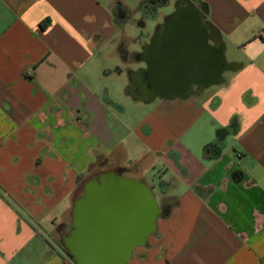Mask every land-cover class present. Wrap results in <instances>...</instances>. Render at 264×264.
<instances>
[{"label":"crops","instance_id":"obj_1","mask_svg":"<svg viewBox=\"0 0 264 264\" xmlns=\"http://www.w3.org/2000/svg\"><path fill=\"white\" fill-rule=\"evenodd\" d=\"M190 1L229 68L165 96L143 0H0V264H74L60 226L113 168L163 207L125 264H264V0Z\"/></svg>","mask_w":264,"mask_h":264},{"label":"water","instance_id":"obj_2","mask_svg":"<svg viewBox=\"0 0 264 264\" xmlns=\"http://www.w3.org/2000/svg\"><path fill=\"white\" fill-rule=\"evenodd\" d=\"M184 3L176 7L164 25L170 28L167 39L156 44L157 33L146 47L152 50L149 56L155 60L150 79L144 82L146 91L166 92L165 96H169L174 91H164L169 83L189 84L200 68L205 71L203 83L215 81L214 63L222 69L229 68L219 47L212 53L207 46L210 36L206 31L200 37L194 32L191 16L196 15L199 23L202 18L195 4L190 0ZM183 11L188 16H182ZM162 211L144 180L125 176L121 168L94 173L81 183L68 224L60 226L62 247L74 264H125L133 249L144 245L147 236L155 231Z\"/></svg>","mask_w":264,"mask_h":264},{"label":"rangeland","instance_id":"obj_3","mask_svg":"<svg viewBox=\"0 0 264 264\" xmlns=\"http://www.w3.org/2000/svg\"><path fill=\"white\" fill-rule=\"evenodd\" d=\"M175 2L176 0H172L171 5L159 7L157 9L158 18L145 19L146 25L141 30L138 29L135 25H132V26L127 25V34L128 35H138L141 33L142 38L143 39L145 38L147 39L148 42H150L152 38L164 28V25L166 21L168 20L169 15L173 14L174 11L176 10ZM160 27L161 29L159 30Z\"/></svg>","mask_w":264,"mask_h":264},{"label":"flooded vegetation","instance_id":"obj_4","mask_svg":"<svg viewBox=\"0 0 264 264\" xmlns=\"http://www.w3.org/2000/svg\"><path fill=\"white\" fill-rule=\"evenodd\" d=\"M150 1L151 4L155 3L156 0H148ZM182 16H188V13H186L185 11L182 12ZM192 20L194 21V32L196 33V35H198V37H200V35L202 34L203 32V26L201 23H199V21L196 20V15H192ZM169 33H170V28L166 25L164 26V28L158 32V35H157V38H156V44H162L166 39L167 37L169 36ZM203 53V50L201 51ZM152 53V50H147L146 54L149 55ZM202 53H201V58H202ZM214 66V69L215 70L216 68L219 67V64L216 62L213 64ZM204 74V72H197V73H194V75L192 77H200ZM180 87V85H168L165 87L164 91H169V90H172V89H178Z\"/></svg>","mask_w":264,"mask_h":264},{"label":"trees","instance_id":"obj_5","mask_svg":"<svg viewBox=\"0 0 264 264\" xmlns=\"http://www.w3.org/2000/svg\"><path fill=\"white\" fill-rule=\"evenodd\" d=\"M167 2H168V0H156L155 3L151 4L150 1L143 0L142 5H141L142 16L145 18L155 17L156 13H157V8L166 5ZM201 9L203 11L206 9L205 4L201 5Z\"/></svg>","mask_w":264,"mask_h":264},{"label":"built area","instance_id":"obj_6","mask_svg":"<svg viewBox=\"0 0 264 264\" xmlns=\"http://www.w3.org/2000/svg\"><path fill=\"white\" fill-rule=\"evenodd\" d=\"M260 35L264 36V31H261Z\"/></svg>","mask_w":264,"mask_h":264}]
</instances>
